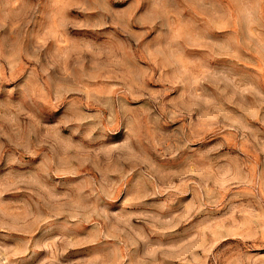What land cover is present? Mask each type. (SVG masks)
Returning a JSON list of instances; mask_svg holds the SVG:
<instances>
[{
  "label": "rangeland",
  "instance_id": "1",
  "mask_svg": "<svg viewBox=\"0 0 264 264\" xmlns=\"http://www.w3.org/2000/svg\"><path fill=\"white\" fill-rule=\"evenodd\" d=\"M0 264H264V0H0Z\"/></svg>",
  "mask_w": 264,
  "mask_h": 264
}]
</instances>
